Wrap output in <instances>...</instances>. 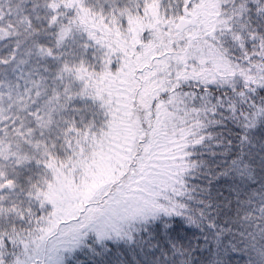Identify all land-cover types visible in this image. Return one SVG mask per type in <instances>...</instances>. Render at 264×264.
<instances>
[{
	"label": "snow or ice",
	"instance_id": "obj_1",
	"mask_svg": "<svg viewBox=\"0 0 264 264\" xmlns=\"http://www.w3.org/2000/svg\"><path fill=\"white\" fill-rule=\"evenodd\" d=\"M0 264H264V0H0Z\"/></svg>",
	"mask_w": 264,
	"mask_h": 264
}]
</instances>
